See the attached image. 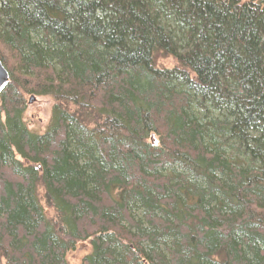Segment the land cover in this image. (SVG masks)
Masks as SVG:
<instances>
[{
	"label": "trees",
	"instance_id": "trees-1",
	"mask_svg": "<svg viewBox=\"0 0 264 264\" xmlns=\"http://www.w3.org/2000/svg\"><path fill=\"white\" fill-rule=\"evenodd\" d=\"M0 63V264H264V0H0Z\"/></svg>",
	"mask_w": 264,
	"mask_h": 264
},
{
	"label": "rangeland",
	"instance_id": "rangeland-1",
	"mask_svg": "<svg viewBox=\"0 0 264 264\" xmlns=\"http://www.w3.org/2000/svg\"><path fill=\"white\" fill-rule=\"evenodd\" d=\"M247 0H243L245 2ZM160 63L167 67H172L173 61L171 59L162 60ZM31 103L29 104V100ZM52 102L47 97H35L30 96L28 98V104L26 107V112L23 116L24 122L27 129L33 134H43L49 118ZM88 249L85 247H77V250L70 253L67 256L68 264H81V259L86 256Z\"/></svg>",
	"mask_w": 264,
	"mask_h": 264
},
{
	"label": "water",
	"instance_id": "water-1",
	"mask_svg": "<svg viewBox=\"0 0 264 264\" xmlns=\"http://www.w3.org/2000/svg\"><path fill=\"white\" fill-rule=\"evenodd\" d=\"M7 82H8V74L6 70L3 68L2 64L0 63V92L4 89Z\"/></svg>",
	"mask_w": 264,
	"mask_h": 264
},
{
	"label": "bare ground",
	"instance_id": "bare-ground-1",
	"mask_svg": "<svg viewBox=\"0 0 264 264\" xmlns=\"http://www.w3.org/2000/svg\"><path fill=\"white\" fill-rule=\"evenodd\" d=\"M3 66V65H2Z\"/></svg>",
	"mask_w": 264,
	"mask_h": 264
},
{
	"label": "flooded vegetation",
	"instance_id": "flooded-vegetation-1",
	"mask_svg": "<svg viewBox=\"0 0 264 264\" xmlns=\"http://www.w3.org/2000/svg\"><path fill=\"white\" fill-rule=\"evenodd\" d=\"M41 135V134H40Z\"/></svg>",
	"mask_w": 264,
	"mask_h": 264
}]
</instances>
